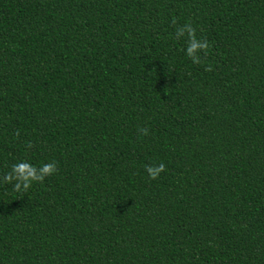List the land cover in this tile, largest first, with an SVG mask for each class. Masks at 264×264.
<instances>
[{
	"label": "trees",
	"instance_id": "trees-1",
	"mask_svg": "<svg viewBox=\"0 0 264 264\" xmlns=\"http://www.w3.org/2000/svg\"><path fill=\"white\" fill-rule=\"evenodd\" d=\"M22 161L57 172L0 183V264H264V0H0V178Z\"/></svg>",
	"mask_w": 264,
	"mask_h": 264
},
{
	"label": "clouds",
	"instance_id": "clouds-1",
	"mask_svg": "<svg viewBox=\"0 0 264 264\" xmlns=\"http://www.w3.org/2000/svg\"><path fill=\"white\" fill-rule=\"evenodd\" d=\"M185 37L187 38V47L185 49L187 57L194 64H201V54L204 56L207 55L210 47L209 41L207 39L197 38L196 29L191 22L176 27L175 39L180 40ZM205 70L210 72L212 68L209 66ZM138 131L143 136L149 135L147 128H140ZM17 135H19V132H17ZM28 147L31 148L32 145L29 144ZM145 170L151 180H157L166 171V167L163 163H160L158 165H146ZM56 172L57 164L54 161L45 163L39 168L26 161H22L13 164L11 170L0 178V183L10 184L12 185L13 192L22 194L28 192L34 183H43L47 177L54 175Z\"/></svg>",
	"mask_w": 264,
	"mask_h": 264
}]
</instances>
